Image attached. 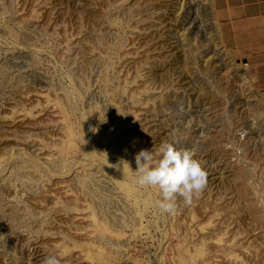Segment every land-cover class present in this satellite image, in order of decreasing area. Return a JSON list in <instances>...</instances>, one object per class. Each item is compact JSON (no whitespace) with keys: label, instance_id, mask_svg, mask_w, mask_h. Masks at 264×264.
<instances>
[{"label":"rangeland","instance_id":"1","mask_svg":"<svg viewBox=\"0 0 264 264\" xmlns=\"http://www.w3.org/2000/svg\"><path fill=\"white\" fill-rule=\"evenodd\" d=\"M211 0H0V264H264V95ZM191 150L173 214L135 154Z\"/></svg>","mask_w":264,"mask_h":264},{"label":"clouds","instance_id":"2","mask_svg":"<svg viewBox=\"0 0 264 264\" xmlns=\"http://www.w3.org/2000/svg\"><path fill=\"white\" fill-rule=\"evenodd\" d=\"M137 165L134 182L140 187H156L159 198L153 206L161 212L173 214L178 198L190 205L207 184V172L202 162L188 149H179L163 141L153 149H140L135 154ZM41 264H61L55 254L44 257Z\"/></svg>","mask_w":264,"mask_h":264},{"label":"crops","instance_id":"3","mask_svg":"<svg viewBox=\"0 0 264 264\" xmlns=\"http://www.w3.org/2000/svg\"><path fill=\"white\" fill-rule=\"evenodd\" d=\"M223 44L247 61L254 88L264 95V0H211Z\"/></svg>","mask_w":264,"mask_h":264},{"label":"bare ground","instance_id":"4","mask_svg":"<svg viewBox=\"0 0 264 264\" xmlns=\"http://www.w3.org/2000/svg\"><path fill=\"white\" fill-rule=\"evenodd\" d=\"M244 67H246V68H247L248 66H247L246 64H244Z\"/></svg>","mask_w":264,"mask_h":264},{"label":"water","instance_id":"5","mask_svg":"<svg viewBox=\"0 0 264 264\" xmlns=\"http://www.w3.org/2000/svg\"><path fill=\"white\" fill-rule=\"evenodd\" d=\"M244 62H245V64H247V61L244 60Z\"/></svg>","mask_w":264,"mask_h":264}]
</instances>
